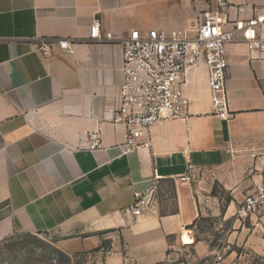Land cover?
I'll list each match as a JSON object with an SVG mask.
<instances>
[{"label": "crops", "instance_id": "obj_1", "mask_svg": "<svg viewBox=\"0 0 264 264\" xmlns=\"http://www.w3.org/2000/svg\"><path fill=\"white\" fill-rule=\"evenodd\" d=\"M225 2L226 20L264 6ZM217 7L215 0H0V207L12 229L75 236L81 249L107 239L97 264H169L170 249L179 245L191 246L199 260L211 253L210 241L194 234L203 216L194 178L179 176L189 160L195 171L213 172L230 194L224 218L264 182V58L245 42L228 44L230 120L213 112L203 62L185 75V117L153 125L150 146L122 154L124 128L109 120L119 104L128 34L189 33ZM96 18L102 35L113 32L114 39L90 37ZM61 38L74 44V54L59 49ZM44 42L55 47L51 54L40 49ZM101 122L103 147L84 148L85 132ZM147 190L154 204L125 214L134 192ZM236 222L228 239L236 245L234 264H248L251 255L264 259V212L250 225ZM242 247L250 253L237 252Z\"/></svg>", "mask_w": 264, "mask_h": 264}, {"label": "built area", "instance_id": "obj_2", "mask_svg": "<svg viewBox=\"0 0 264 264\" xmlns=\"http://www.w3.org/2000/svg\"><path fill=\"white\" fill-rule=\"evenodd\" d=\"M218 7L205 11L195 29L189 33L151 29L146 33L132 30L123 40L121 64L122 81L119 104L109 120L124 128L122 154H128L151 144V128L160 121L184 118L188 106L184 86L186 72L203 62L208 70V86L213 112L221 119L234 115L229 108L227 81L229 59L227 46L231 42H245L257 57L264 58V6L247 18L226 20L222 14L228 8L225 0H215ZM237 12L246 7L239 5ZM101 20H93L90 37L98 42L114 39L113 32L101 33ZM62 52L75 53L68 38L55 41ZM51 54L55 47L44 42L40 47ZM103 124L85 132L84 148L95 151L103 147ZM254 155V154H253ZM195 164L189 160L182 182H190ZM158 181L155 180V186ZM135 201L125 208V214L137 216L154 204L151 191L134 192ZM264 212V182L244 196L236 206L235 220L244 222ZM223 256L217 254V262ZM248 264H264L263 258H253Z\"/></svg>", "mask_w": 264, "mask_h": 264}, {"label": "rangeland", "instance_id": "obj_3", "mask_svg": "<svg viewBox=\"0 0 264 264\" xmlns=\"http://www.w3.org/2000/svg\"><path fill=\"white\" fill-rule=\"evenodd\" d=\"M193 178L194 189L203 207V216L196 223L194 234L197 239L210 241L211 253L199 260L191 246L179 245L170 249L169 264H234L236 245H229L228 239L231 229L240 223L232 214L234 208L224 218L230 194L218 184L213 172L197 170ZM169 206L172 208V204ZM244 223L250 225V219ZM103 236V233L96 235ZM74 237L59 232L16 231L12 229L8 210L0 207V264H97L103 258L101 251L109 249L107 239H102L100 246L81 249L73 245ZM237 252L250 253L247 247L238 248ZM218 253L223 256L219 262ZM251 258L257 256L251 255Z\"/></svg>", "mask_w": 264, "mask_h": 264}, {"label": "bare ground", "instance_id": "obj_4", "mask_svg": "<svg viewBox=\"0 0 264 264\" xmlns=\"http://www.w3.org/2000/svg\"><path fill=\"white\" fill-rule=\"evenodd\" d=\"M190 239V237H184V240L186 241V240H189Z\"/></svg>", "mask_w": 264, "mask_h": 264}]
</instances>
